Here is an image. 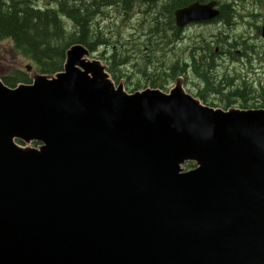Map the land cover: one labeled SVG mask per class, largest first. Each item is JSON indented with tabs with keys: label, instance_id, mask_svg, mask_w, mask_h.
I'll list each match as a JSON object with an SVG mask.
<instances>
[{
	"label": "water",
	"instance_id": "obj_1",
	"mask_svg": "<svg viewBox=\"0 0 264 264\" xmlns=\"http://www.w3.org/2000/svg\"><path fill=\"white\" fill-rule=\"evenodd\" d=\"M216 6L176 10L178 28ZM90 57L0 74V264H264V108L208 106L182 80L129 93Z\"/></svg>",
	"mask_w": 264,
	"mask_h": 264
},
{
	"label": "trees",
	"instance_id": "obj_2",
	"mask_svg": "<svg viewBox=\"0 0 264 264\" xmlns=\"http://www.w3.org/2000/svg\"><path fill=\"white\" fill-rule=\"evenodd\" d=\"M192 1L202 2L203 0H0V43L11 40L17 54L31 61L34 70L46 75H54L63 70L66 53L75 44L86 46L91 53H96L103 48L104 51L99 54L100 58L106 59L107 54L112 53L109 57L110 71L114 80L119 81V73L123 72L119 67L127 65L134 58L127 48L131 45L122 44L123 39L116 38V33L120 32V29L116 28L117 31H115L113 25L109 31L107 30L109 26L104 27V21L98 18L107 16L106 10L110 8L127 14L136 7L139 9L145 7L142 14L146 16L147 22L142 31L143 35L138 40L140 42L137 45L138 52L145 48V51L140 53L145 66L152 63L157 65L162 63L159 59L160 45L167 47L172 44L175 41V35L181 32L175 27V11L189 5L190 2L193 3ZM224 7L216 23H224L223 27L232 26L239 17L231 5L226 4ZM240 16L242 18V13ZM169 30L172 31V35L167 38L166 32ZM192 52L183 65L180 64L181 57L174 56L169 67L163 66L165 69L157 74L150 75L146 69H143L144 79L139 78L131 83L129 78L132 75L125 72L122 78L126 76L130 86L135 87L132 93L138 91L145 83L162 89L166 86V81L170 82L178 75L186 74L191 68L204 84L202 91L211 90L225 105V109L237 102H240L243 109H248L252 104L251 100H260L258 107L264 108V82L259 81V85L242 81L235 83L236 79L228 76L217 79V75H214V71L211 70H215L214 51L200 45ZM172 57L167 53L163 56L166 60ZM189 64L191 65L188 67ZM2 79L9 87H16L19 83H32L29 73L20 69H15ZM199 96L205 101L204 103H207L205 95L199 94ZM18 143L24 145L21 141ZM33 144L36 147L39 145L38 142ZM194 167L192 162L185 165L186 170Z\"/></svg>",
	"mask_w": 264,
	"mask_h": 264
},
{
	"label": "rangeland",
	"instance_id": "obj_3",
	"mask_svg": "<svg viewBox=\"0 0 264 264\" xmlns=\"http://www.w3.org/2000/svg\"><path fill=\"white\" fill-rule=\"evenodd\" d=\"M225 1L234 4V6L236 7L238 11L237 13L239 15L242 13L243 15V20H241L240 22L241 25L237 29L236 34L237 36H239L238 37L239 42L242 41V43H244L246 47L245 55H243L241 48H235V49L228 50L227 47L223 45L228 40L232 39V36L234 35L233 31H235L234 28L227 30L221 27L222 26L221 23H218V24L212 23L208 25L207 24L205 25L193 24V25L186 27L183 30V33L181 32L182 39L180 41H174L172 44L168 45L167 47H164L163 44L160 45L159 59H160V62L162 61V63H158L157 65H155V63L154 64L152 63V64H148L147 66H145L144 61H142L141 59L142 56L140 54L141 52L145 51V48H143L142 51L138 52L137 45L138 43H140L138 41L140 36L143 35L142 31L146 27L147 18L144 14H142V10H144L145 7H142L140 9L136 7L133 9L131 13H127V14L118 12L115 8H110L106 10L107 16L103 15L102 17L98 18L104 21L103 23L104 27L109 26L107 27L108 28L107 30L110 31L113 25H114L115 31L120 29L121 33L117 31L116 38H119V37L122 38L123 39L121 42L122 44L125 43L127 45H131V47L127 46V48L130 50L129 53L134 58L127 65H123L119 67L120 70L123 71L119 73L120 74L119 81L114 80L112 76L113 74L110 71L111 65L109 64V61H110L109 57L110 55H112V53L107 54L106 59H101L99 54L103 52L104 50L103 48H100L98 52L91 53L90 58L101 60L102 63L106 65L107 70L110 73L111 78L116 82V85L122 82L125 86V89L129 93H132L135 87L130 86L128 82L130 80V82L133 83L139 78L144 79L145 77L142 74L143 69H146L148 71V74L150 75H152L153 73L157 74L158 72H161L160 70L165 69L163 68V66L167 65V67H169L168 65L170 64V62H172V60L176 56L180 57L181 55H182L181 57L182 62H180V64L183 65L185 64V60L188 59L193 53L192 51L194 50V48L202 45L206 48H211L215 53L216 57H214V61L216 64L214 67L215 70L213 71H214V75H217V79H222L225 76L233 77L234 79H240V81L242 82L243 81L248 82L247 80L250 79L249 82H253L255 85L256 84L259 85L260 84L259 81H262V83L264 82V55H263L264 41L261 37V31H259L258 29V26L262 27L263 17L255 20L256 18L252 16L250 17L248 13L249 12H252V13L260 12V8L258 11H255V9L252 8L251 3L248 0L246 1L225 0ZM246 10L248 11V13L244 12ZM261 12L262 13L264 12V8H261ZM238 17L239 19L241 18V16H238ZM240 35H243V36H240ZM188 38L190 40H188ZM218 39H220L221 42ZM183 42L184 44H182ZM177 45L179 47H177ZM139 48H140V45H139ZM165 53H167L168 56L172 55L173 57L170 58L169 60H166L165 58H163ZM152 62H154V60H152ZM27 65H33V64L31 61L24 58L22 55L17 54L11 40L9 39L4 40L0 43V74L1 76L9 75L15 69H20V70L27 72L26 70ZM190 65L191 64H189L188 67ZM159 68H162V69H159ZM33 71H34V68H33ZM33 71L28 72L31 79L34 73ZM124 72L132 75L130 76V78L128 77L129 80L126 78V76L122 78V76L125 75L123 74ZM153 78H155L154 75H153ZM179 80H182L183 85L186 88V90L189 93L193 94L194 96L201 99L199 94L205 95L206 96L205 100L207 103H204L205 101L201 99L204 104H207L208 106H211V107L225 109V105L219 101L218 96L215 95L211 90L202 91L204 90V84L201 82L202 80L201 78L198 77L197 73L191 68L188 69L186 74L178 75V77L171 79L170 82L166 81V86H164V88L162 89L154 88L150 83H145L143 86H141V88L138 91H141L147 88H153V89H161L164 92H169L170 89L173 88V86H175L176 82ZM235 83H241V82H239V80H235ZM255 101L257 102L255 103ZM258 101L260 100H251L254 107L251 106L252 105L251 104L250 107H248V109H263V108L258 107L260 106V104H258ZM231 107L243 109L241 107L240 102H237L236 104H232L230 108ZM30 146L36 148V146L33 143H31Z\"/></svg>",
	"mask_w": 264,
	"mask_h": 264
},
{
	"label": "bare ground",
	"instance_id": "obj_4",
	"mask_svg": "<svg viewBox=\"0 0 264 264\" xmlns=\"http://www.w3.org/2000/svg\"><path fill=\"white\" fill-rule=\"evenodd\" d=\"M204 1V0H203ZM217 1V3L220 5L221 4V6L223 7V8H225L224 6H226V4L227 5H231L232 6V8L234 9V11H235V13H237L238 11H237V9H236V7L234 6V4H232V3H229V2H227V1H225V0H216ZM243 1H246V0H243ZM250 3H251V6H252V8H254L255 9V11H258L259 10V8H260V12H256V13H252V12H249L248 13V11L246 10V11H244V12H246V13H248L249 14V16L251 17H254L252 14H254V15H259L258 17H254V18H256L255 20H257L258 18H262V17H264V12L262 13L261 12V8H264V0H248ZM193 2V1H192ZM201 2V1H200ZM210 2V1H209ZM191 3V2H190ZM218 8H219V6H218ZM180 9V8H179ZM178 10V9H177ZM176 12V11H175ZM238 14V13H237ZM119 15V14H118ZM261 15V16H260ZM238 16H240L239 14H238ZM121 17V16H120ZM174 17V16H173ZM241 20H243V16H242V18L241 19H238L236 22H234L233 24H232V26H226V27H223V25H225L224 23H222L221 22V24H223L221 27H223V28H225V29H227V30H229V29H235V31H233V33H234V35L232 36V39H230V40H228L225 44H223V45H225L226 47H227V49L228 50H230V49H235V48H241V50H242V53H243V55L244 54H246L245 53V49H246V47H245V45H244V43H242V41H240V42H237V39H238V37L239 36H237V34H236V31H237V29L239 28V26L241 25L240 24V22H241ZM173 21H174V19H173ZM214 20H212V21H209V22H194V23H197V24H212V23H214L213 22ZM175 24H176V16H175ZM192 24V23H191ZM189 25V24H188ZM187 25V26H188ZM175 27H177L178 28V26H177V24L175 25ZM186 27V26H185ZM184 27V28H185ZM177 28H176V31H177ZM184 28H182V29H184ZM260 28V26H258V29ZM182 29H180V28H178V30H182ZM167 31V30H166ZM170 35H172V31L171 30H169L168 32H166V37L167 38H169V36ZM175 35V34H174ZM219 36V35H218ZM240 36H243V35H240ZM182 33L181 32H178V34L177 35H175V41H180L182 38ZM204 37V36H203ZM184 38V37H183ZM202 38V37H201ZM209 38V37H208ZM263 38V37H262ZM171 39V38H170ZM173 39V38H172ZM171 39V40H172ZM170 40V41H171ZM186 40V39H185ZM188 40H190L189 38H188ZM192 40V39H191ZM194 40V39H193ZM241 40V39H240ZM201 42V41H200ZM203 43V42H202ZM182 44H184V42L182 43ZM196 44V43H195ZM256 44V43H255ZM174 45V44H173ZM180 45V44H179ZM224 46V47H225ZM264 46V45H263ZM177 47H179L178 45H177ZM182 47V46H181ZM189 47V46H188ZM187 47V48H188ZM191 47H192V45H191ZM168 49V48H167ZM180 50V49H179ZM182 50V49H181ZM184 50V49H183ZM255 51V50H254ZM186 53H187V51H186ZM190 53V52H189ZM183 54V53H182ZM177 55V54H176ZM184 56V55H183ZM200 57H201V55H199ZM198 56V57H199ZM180 57H182V55L180 56ZM187 57V56H186ZM182 59V58H181ZM180 60V59H179ZM184 61V60H183ZM106 62V61H105ZM188 62V61H187ZM185 63H186V61H185ZM189 63H191V62H189ZM214 64H216L215 63V61H214ZM193 66V65H192ZM211 70H214V69H211ZM237 78V77H236ZM240 78H242V77H240ZM237 80V79H236ZM243 80V79H242ZM250 80V79H249ZM249 80H247L248 82H249ZM239 82H240V79H239ZM244 82V81H243ZM247 82V83H248Z\"/></svg>",
	"mask_w": 264,
	"mask_h": 264
},
{
	"label": "flooded vegetation",
	"instance_id": "obj_5",
	"mask_svg": "<svg viewBox=\"0 0 264 264\" xmlns=\"http://www.w3.org/2000/svg\"><path fill=\"white\" fill-rule=\"evenodd\" d=\"M209 1H216V0H204V1H202V3H207V2H209ZM196 2H198V1H196ZM199 2H200V1H199ZM216 2H217V1H216ZM193 3H194V2H193ZM190 4H191V3H190ZM187 6H188V5H187ZM218 6H219V8H218ZM185 7H186V6H185ZM182 8H183V7H182ZM216 8L219 9L220 12H222V10H223V7L221 6V4L219 5L218 3H217ZM220 14H221V13H220ZM219 16H220V15H219ZM219 16H218V17H219ZM218 17H217V18H218ZM217 18L214 19L213 22L216 23ZM262 21H263V23H262V27H263V24H264V17L262 18ZM193 24H197V23H192V24H189L188 26L193 25ZM188 26H186V27H188ZM186 27H185V28H186ZM262 27L259 28V31H261V37H262ZM185 28H184V29H185ZM184 29L181 30L182 33H183V30H184ZM262 39H263V38H262ZM263 41H264V39H263Z\"/></svg>",
	"mask_w": 264,
	"mask_h": 264
}]
</instances>
